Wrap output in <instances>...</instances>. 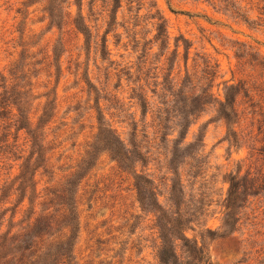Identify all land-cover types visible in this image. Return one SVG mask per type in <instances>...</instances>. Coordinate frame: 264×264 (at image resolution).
<instances>
[{"label":"rangeland","instance_id":"obj_1","mask_svg":"<svg viewBox=\"0 0 264 264\" xmlns=\"http://www.w3.org/2000/svg\"><path fill=\"white\" fill-rule=\"evenodd\" d=\"M49 1L0 0V140L7 138L0 142V264H31L49 245L66 241L68 264H159L154 213L141 210L133 173L119 169L96 142L102 128L143 153L136 172L153 179L162 204L179 179L170 167L178 166L183 206H203L186 236L204 248L210 264H264V190L247 198L231 226L222 205L230 177L264 175V0H121L115 21L111 0ZM78 13L91 31L88 46L73 27ZM152 16L165 21L166 47L149 42ZM186 76L184 90L205 89L213 100L188 118L183 144L202 136L200 144L169 164L173 142L161 141L152 119L167 108L165 125L173 127L181 106H173V94ZM229 86L239 89L230 122L218 113ZM138 92L149 101L145 116L133 97ZM18 108L26 127L15 140ZM186 124L164 132L180 139ZM24 166L28 186L16 190ZM67 187L72 227L54 199L60 194L68 202ZM40 217L54 223L34 239L36 255L27 250V263L14 260L20 254L9 246L11 237Z\"/></svg>","mask_w":264,"mask_h":264},{"label":"trees","instance_id":"obj_2","mask_svg":"<svg viewBox=\"0 0 264 264\" xmlns=\"http://www.w3.org/2000/svg\"><path fill=\"white\" fill-rule=\"evenodd\" d=\"M112 8H111V20L115 21L116 13L118 8L121 6V0H111ZM78 6L81 5V0H75ZM55 3V0H50L49 4ZM50 10V8H48ZM55 9V7H53ZM57 14H53L49 12V17H57ZM152 18H156V21L153 23L155 33L153 35L152 40L149 42H157L159 41L162 46L166 47L168 43V31L165 24V21L161 16H152ZM53 22V19H52ZM74 29L83 35L85 45L90 44L91 40V31L89 26L85 23L84 17L78 13L77 17L73 21ZM108 32V30L106 31ZM175 49L173 52H176L178 44H175ZM101 55L104 57L106 51V36H103L100 44ZM185 50H188V44H185ZM187 59V57H186ZM172 66V65H171ZM208 66V65H206ZM210 74V72H207ZM188 76L184 79L183 83L177 88L173 96L176 99H173V106L176 104H181L180 108H178L177 112L180 115L175 123H173V127H168L165 125L166 121L169 119L163 114L168 112L167 108L158 109L155 117L152 119L154 122L152 126L154 127V133H161V141H171L172 147L170 149V158L168 160L169 164H173L177 159L178 152L182 150L183 152H188L187 155L190 156V149H194L196 145L200 144L202 141V136H198L195 141L188 142L183 144V140L185 138L188 124L191 121H188V118L191 116L195 118L198 116L201 111L204 110V107L212 103V95L208 94L205 89L201 90L199 93L194 92V86L189 88V90H184V88L188 87L186 82H188ZM174 84H171L170 88H173ZM134 91V90H133ZM154 92V91H153ZM239 93V89L234 86H229L226 89L224 94V100L219 101V109L218 113L220 117L224 118L226 121H231V116L236 115V109L234 108V102L236 94ZM133 97L137 98L139 105L141 107L142 115L145 116L147 109L149 108V101L145 97V95L141 93H135ZM1 101L4 106H9L8 102ZM3 106V107H4ZM2 107V106H1ZM229 108V109H228ZM19 116L13 120V125L15 127V135L14 139H17V133L21 129L25 128L21 121L24 122V117L21 113L20 108H18ZM10 113V110L8 111ZM45 115V113L43 114ZM42 115V116H43ZM4 117V116H2ZM176 117V116H174ZM26 119V118H25ZM41 120V117H40ZM187 120V121H186ZM3 121V118L0 117V122ZM28 122V121H27ZM185 125V130L180 133V139L172 138L169 139V133L164 132L166 128H173L174 126L183 127ZM29 124V123H27ZM6 125L3 129L10 127ZM1 126V124H0ZM134 131L136 128H133ZM31 130H27V134L30 133ZM9 134H3L4 137H7ZM33 142L32 147L38 145L34 140V135L32 134ZM96 142H102L103 149L106 150L112 159L117 161V166L122 171L132 172L133 173V188L135 189L136 200L139 203V206L143 212L146 213H154L155 219L152 228L156 229L157 238L159 239V244L157 246V259L159 264H210L209 256L202 246H198L196 240L189 239L186 236V229L188 227V223H191L193 219L197 218V214H201V209L203 206L194 204L193 207H188L186 210L184 202L181 200V197L185 194L184 185L180 179V174L178 172V166L174 168V166L170 167L173 169V173L177 179V181L172 180V183L168 189V197L166 205L162 204L158 200L157 187L154 184L152 178L148 175H144L136 172V163L141 161L145 162L143 158V153L139 152L136 148L137 146L133 144V148H127L126 145L120 140L118 137L116 138L112 132V129L102 128L97 137ZM7 142V138L0 140V142ZM7 144V143H6ZM197 153V152H196ZM34 154V152H31ZM39 156V155H38ZM193 158V157H192ZM28 173L27 166H24L18 176L20 180L18 187L16 190H19L22 186L24 189L28 186L26 183V176ZM71 180L67 182V184L71 185ZM261 190H264V175L257 176V178L248 180L247 177L237 178L232 176L229 178V186L227 189L226 197L223 200L224 207V224L226 226L232 223L234 220V216L238 218V214L242 209L244 203L247 198L252 195L259 194ZM63 192V191H62ZM64 192H67L69 195L68 202L66 200L61 199L60 194H54V199L59 202L56 204L64 207L62 210V217H64V225L66 227H72V202L70 198L71 188H65ZM53 193V192H52ZM200 204L203 202L198 201ZM51 203V202H50ZM168 205V206H167ZM46 209V208H44ZM60 209H55V211H59ZM66 211V213H65ZM237 218L235 220H237ZM54 221L47 220L46 217H40L35 221L33 227L29 230H25L19 235L11 237V241L9 242V246H13L12 248L16 251V253L20 254L17 259H14L16 255L12 256L11 260H19L20 263H27L22 261V258L26 257L23 251L29 250L28 256L36 255L35 253L39 250L37 248V242L34 239H37L41 233H44ZM72 230V228H71ZM215 235V234H213ZM33 237V238H32ZM36 249H32L33 247ZM69 248V241L62 244L49 245L46 247V251L38 254L36 259L31 262V264H68L71 261Z\"/></svg>","mask_w":264,"mask_h":264}]
</instances>
